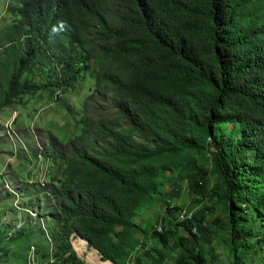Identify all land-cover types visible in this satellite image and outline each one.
Here are the masks:
<instances>
[{"label": "trees", "instance_id": "1", "mask_svg": "<svg viewBox=\"0 0 264 264\" xmlns=\"http://www.w3.org/2000/svg\"><path fill=\"white\" fill-rule=\"evenodd\" d=\"M7 11L0 111L40 90L72 89L98 66L80 131L56 151L63 177L46 191L60 223L37 260L83 264L75 236L98 264H130L139 246L134 264H163L171 252L173 264H218L204 246L215 239L230 258L223 264H255L264 247V0H11ZM184 181L208 203L179 222L184 235L153 229L160 247L146 248L137 217L162 201L164 185ZM31 221L10 237L30 239Z\"/></svg>", "mask_w": 264, "mask_h": 264}, {"label": "rangeland", "instance_id": "2", "mask_svg": "<svg viewBox=\"0 0 264 264\" xmlns=\"http://www.w3.org/2000/svg\"><path fill=\"white\" fill-rule=\"evenodd\" d=\"M10 2L0 0V36L13 19V15L7 11ZM97 69L98 66L91 63L90 70L81 76L72 89L40 90L24 95L20 103H13L0 111V235L6 233L4 238H0V264L53 262L52 258L42 261L39 256L37 260L34 251L36 248L40 255L48 249L53 241L50 230L58 229L60 223L55 196L46 190H50L51 184H57L56 181L63 177L64 161L57 152H63L67 140L80 131L81 123L78 120L82 115V102L94 87ZM206 167H210L209 163H206ZM209 185L213 187V177ZM162 190V201H151L136 219V222L140 217L146 219L148 234L142 236V240L147 242L146 248L160 247L150 235L153 229L169 235L170 232L184 235L186 231L179 222L208 203L201 201L200 195L188 188L187 181L183 182L180 190L173 183L164 185ZM213 217L210 212L207 213V226H211ZM30 220V239L13 240L10 237L13 232ZM261 222L264 224L263 218ZM252 225L258 228V225ZM192 229L194 234H201L198 228ZM70 241L80 262L98 264L88 256L93 253L100 258L97 250L88 247L85 241L82 244L78 237L71 236ZM204 246L215 256L218 264L230 261L220 241L204 242ZM142 249L139 246L133 250L129 257L130 262L132 260L130 264H134L133 259ZM170 256L173 257L174 252L163 264H173ZM254 262L264 264V247L255 255ZM147 263L148 259L143 257L142 264Z\"/></svg>", "mask_w": 264, "mask_h": 264}, {"label": "water", "instance_id": "3", "mask_svg": "<svg viewBox=\"0 0 264 264\" xmlns=\"http://www.w3.org/2000/svg\"><path fill=\"white\" fill-rule=\"evenodd\" d=\"M79 239H81V240H84V239H82V238H80V237H78ZM85 242H86V240H84ZM111 264H113L111 261H109Z\"/></svg>", "mask_w": 264, "mask_h": 264}, {"label": "bare ground", "instance_id": "4", "mask_svg": "<svg viewBox=\"0 0 264 264\" xmlns=\"http://www.w3.org/2000/svg\"><path fill=\"white\" fill-rule=\"evenodd\" d=\"M187 212V211H186ZM184 213V212H183ZM186 216V215H185Z\"/></svg>", "mask_w": 264, "mask_h": 264}]
</instances>
